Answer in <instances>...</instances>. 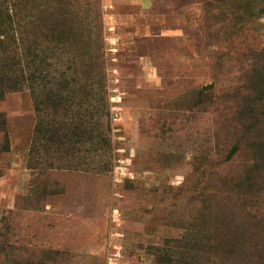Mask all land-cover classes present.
<instances>
[{
    "label": "rangeland",
    "instance_id": "1",
    "mask_svg": "<svg viewBox=\"0 0 264 264\" xmlns=\"http://www.w3.org/2000/svg\"><path fill=\"white\" fill-rule=\"evenodd\" d=\"M82 1L72 0V9ZM99 4L111 151L104 157L99 146H80L73 152L80 168H31L30 91L0 100L9 140V150H0V264H157L155 250L181 237L203 208L195 190H220L207 201L214 210L240 205L227 189L249 153L227 158L234 140L228 102L220 96L214 107L203 98L199 107L195 94L208 85L221 95L238 80L242 52L264 45V19L233 26L170 0ZM76 33L74 49L62 55L68 65L75 51L92 60L87 50L96 46L94 32ZM97 93L89 101L93 121L104 100Z\"/></svg>",
    "mask_w": 264,
    "mask_h": 264
},
{
    "label": "trees",
    "instance_id": "2",
    "mask_svg": "<svg viewBox=\"0 0 264 264\" xmlns=\"http://www.w3.org/2000/svg\"><path fill=\"white\" fill-rule=\"evenodd\" d=\"M40 1L38 10L37 0H0V100L11 92L30 91L36 118L29 167L77 169L82 166L74 162L73 152L80 146H99L95 151L104 157L111 151L100 4L99 0H83L81 9L73 10L72 0ZM170 1L181 7L197 4L204 16L211 15L217 22L228 20L233 26L264 19V0ZM68 17L78 27H71ZM259 28L264 34V23ZM77 30L79 36L88 38L94 32L96 46L87 50L92 60L82 62L75 51L68 65L62 55L74 49ZM237 66L238 80L224 94L214 95L206 85L195 95L199 107L208 99L215 107L220 96L228 102L234 140L227 158L249 153L227 189L228 197L240 205L237 210H214L207 201L215 200L220 190L207 192L205 185L195 190L193 196L203 200V208L184 226L181 237L166 239L155 250L157 264H264V45L242 52ZM95 90L104 100L96 106L99 116L93 121L89 101ZM0 126L6 134V145L0 150L8 151L4 117ZM105 166L104 160L100 168ZM84 168L94 171L99 167ZM12 264L21 263L13 259Z\"/></svg>",
    "mask_w": 264,
    "mask_h": 264
},
{
    "label": "crops",
    "instance_id": "3",
    "mask_svg": "<svg viewBox=\"0 0 264 264\" xmlns=\"http://www.w3.org/2000/svg\"><path fill=\"white\" fill-rule=\"evenodd\" d=\"M143 1H146V0H135V2H137V3H141Z\"/></svg>",
    "mask_w": 264,
    "mask_h": 264
},
{
    "label": "water",
    "instance_id": "4",
    "mask_svg": "<svg viewBox=\"0 0 264 264\" xmlns=\"http://www.w3.org/2000/svg\"><path fill=\"white\" fill-rule=\"evenodd\" d=\"M209 87H211V85H209Z\"/></svg>",
    "mask_w": 264,
    "mask_h": 264
}]
</instances>
